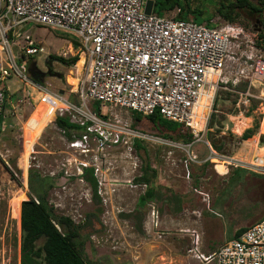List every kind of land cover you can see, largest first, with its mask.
Instances as JSON below:
<instances>
[{"label": "rangeland", "instance_id": "obj_1", "mask_svg": "<svg viewBox=\"0 0 264 264\" xmlns=\"http://www.w3.org/2000/svg\"><path fill=\"white\" fill-rule=\"evenodd\" d=\"M190 1L203 9V14L197 17L199 20L211 17L210 23L220 27L229 23L216 14L217 0ZM177 14L178 10L174 9L162 17L175 18ZM259 22L258 16L243 14L229 24L242 27L246 35L253 37L251 31L261 29ZM25 26V32L44 47L43 53L26 59L27 66L35 63L38 69L46 71V63L51 62L52 71L62 77H45L44 86L51 91H62L70 104L80 106L82 100L75 93L74 86L78 80L84 79L87 64L82 67L83 51L78 40L70 33L34 23ZM19 47L20 44L17 48L12 47L13 53ZM75 56L74 65L69 66L60 60L68 61ZM236 65L234 62L233 66ZM68 76L73 79L72 86L67 83ZM223 77L231 78L232 74L224 71ZM211 93L213 96L212 87ZM252 93L259 94L257 91ZM21 98L17 93H9L4 116L10 124L18 123L14 131L24 137V146L30 144L32 138L35 141L24 164L25 173L16 170L9 162V167L5 166L6 171L0 174V264H19V206L27 197L39 198L36 185L40 181H44L45 200L53 212L69 217L79 225L85 257L90 264H115L136 256L159 259L166 252L163 248L166 242H173L183 257L191 259L188 249L196 246L191 243L190 233L198 241L205 240L206 244L217 247L232 240L238 229L264 217V165L247 163L254 162L246 158L247 152L253 151V140L262 144L264 121L247 139H241L247 128L238 133L234 121V118L248 114L251 119L249 127H252L261 121L264 113L260 104L251 110L253 104L249 101L245 105V99L239 95H215L206 113L205 101H199L193 125L201 129L205 114L206 120L198 135L201 141L193 145L169 140L148 120H135L126 109L102 105L103 119L116 125H127L136 133L135 139L140 141L142 148L137 149L134 143L132 154L126 153L122 147L101 153L91 145L92 151L85 155L69 148L70 140L55 126L51 116L53 110L40 102V95L36 94L30 105L26 102L17 105ZM93 103L86 99L82 109L92 112ZM209 121L212 124L208 130ZM209 132L217 139V150L207 140ZM221 137L225 138L224 141ZM22 157L18 161L21 169ZM95 157L101 167L96 177L93 175L97 181V197L89 182L77 175V168L81 167L79 163L92 165ZM144 161L156 171L155 186L161 200L139 209L138 198L145 188L136 179L141 176ZM235 169H246L247 172H235ZM29 179L32 188H29ZM152 207L159 216L156 229L150 228L155 222L150 224L148 218ZM177 207L179 211H174ZM140 217L141 228L138 229ZM192 225L196 231L187 230Z\"/></svg>", "mask_w": 264, "mask_h": 264}, {"label": "built area", "instance_id": "obj_2", "mask_svg": "<svg viewBox=\"0 0 264 264\" xmlns=\"http://www.w3.org/2000/svg\"><path fill=\"white\" fill-rule=\"evenodd\" d=\"M144 3V0H0V132L7 89L1 84L12 78L21 85L22 98L17 105L25 102L30 105L39 94L40 102L53 110V118L67 117L81 128L80 133L72 134L68 146L85 155L92 151L91 145L101 153L122 147L132 154L137 137L127 125H116L82 109L86 99L143 117L157 113L164 120L190 129L195 137L193 143L201 141L198 135L205 127L204 123L198 129L193 121L206 87L213 89L211 102L218 90L233 92L244 99L262 100V95L250 91L264 89V50L257 46V42L264 43L260 31H251L253 37H249L242 27L229 23L209 27L204 23L163 18L152 12L146 14ZM28 23L70 33L78 40L83 51L82 67L87 64L85 77L78 80L75 89L82 100L80 106L70 104L62 93L51 91L31 78L26 59L43 53L44 47L25 32ZM19 44L13 53L12 47ZM224 71L232 77L222 78ZM209 76L215 80H209ZM241 82L248 84L245 92L234 90ZM79 164L77 175L82 177L86 169L92 170L95 177L101 171L97 157L92 165ZM148 218L150 224L155 222L150 228L156 229L158 211L152 207ZM188 253L200 264H264V218L209 255H203L197 247L189 248Z\"/></svg>", "mask_w": 264, "mask_h": 264}, {"label": "trees", "instance_id": "obj_3", "mask_svg": "<svg viewBox=\"0 0 264 264\" xmlns=\"http://www.w3.org/2000/svg\"><path fill=\"white\" fill-rule=\"evenodd\" d=\"M153 1L152 13L162 17L164 13L170 12L174 9L178 10L176 20L193 21L197 24H206L209 27H216L215 24L210 23L211 17L199 20L197 17L203 14V9L197 5H193L190 0H151ZM217 0L215 5L216 14L224 21L233 23L240 19L243 14L258 16L261 24V32L259 37L263 38L264 31V0ZM263 25V26H262ZM263 27V28H262ZM77 46V44H75ZM257 46H261L264 50V45L257 42ZM67 65H74L77 57H73L68 61L60 59ZM67 83L72 86V77H66ZM78 84V82H77ZM77 84L74 86L76 88ZM247 82H241L234 90L245 92L247 89ZM232 88V87H230ZM225 95L232 96L238 95L230 91L218 90L216 96ZM264 95V92H263ZM207 103V97L203 94L200 101ZM250 103L253 104L251 110H254L259 101L250 98ZM93 112L101 117V104L98 102L93 103ZM135 120L145 118L153 126H155L162 135L166 136L171 141H180L184 144H191L195 138L190 129L185 128L183 125L162 119L157 113L143 117L141 114L131 112ZM247 116H249L247 114ZM53 123L55 126L63 131L65 137L69 140L72 134L81 132V128L69 122L67 117L54 116ZM212 124V123H211ZM210 121L208 123V130L211 128ZM258 130V126L247 129L241 135V139H247L254 135ZM224 141V137L220 138ZM207 140L210 146L217 150V139H215L212 132L207 133ZM139 140H135V147L141 149ZM251 142V141H250ZM253 151L247 152V159L255 161L260 165H264V135L261 136V143L257 144L256 140L252 141ZM245 145V144H244ZM256 158V159H254ZM141 176L136 179L137 183L146 185L143 194L138 198V208H143L146 204L161 200V194L155 186L156 171L152 169L147 162L144 161L141 167ZM246 173V169H235ZM234 172V174H236ZM233 176V175H232ZM83 177L89 182L91 189L94 191V196L97 197V182L92 175V170L86 169ZM29 188H32V183L29 179ZM36 191L39 198L27 197L20 203V247H19V264H90L87 261L84 253V243L82 235L80 234L79 225L75 224L69 217L57 215L53 212L52 208L47 204L46 189L44 181H40L36 185ZM35 200L38 202L36 203ZM178 202V201H177ZM174 211H179L177 207ZM138 229L141 228V217L137 224ZM245 228L238 229L234 237L239 236Z\"/></svg>", "mask_w": 264, "mask_h": 264}, {"label": "crops", "instance_id": "obj_4", "mask_svg": "<svg viewBox=\"0 0 264 264\" xmlns=\"http://www.w3.org/2000/svg\"><path fill=\"white\" fill-rule=\"evenodd\" d=\"M31 64H32V66L29 67V74H30V70L31 69L41 71L40 69H38L36 67L35 63H31ZM37 82L40 83V84H44L43 80H39ZM1 85L2 86H7V89H6V102H7L8 98H9V93L10 92L11 93L12 92L13 93H17L20 96L22 94L21 91H20L21 85L16 79L12 78L8 82L3 83ZM250 91L251 92L252 91H257V93H259L260 95L263 96L262 100L255 99V98L254 99L259 101L258 104H260V106L264 110V95H263L264 89L260 90V89H256V88H251ZM58 92L63 94L62 91H58ZM237 92H239V91H237ZM249 99L250 98L245 99V105H248V103L250 101ZM34 101H35V99H34ZM209 106H210V104H209ZM4 107H5V105H4ZM92 111H93V109H92ZM262 121H264V113L262 114L261 121H258L255 125H257L258 128H259V125H260V123ZM1 122L3 124V130L0 132V174L3 171H6V169H5L6 167L5 166L9 167V162L12 163L13 167L16 170H19V171L21 170V173L23 174V173H25L24 172V166H25L24 165L25 164L24 157H22V159H21V162H23L22 163L23 164L22 165V167H23L22 169L19 168V163H18L19 158H21V156L23 155V139H22V135L19 136L14 131L15 126L18 123L16 122V123H13V124L11 123L10 124L8 120L6 121V117L4 116V114H3V117L1 119ZM252 127H254V125ZM252 127L248 126L246 128L250 129ZM247 129H245L244 131H246ZM195 143L192 142V145L195 144ZM9 154H10V156H9ZM253 162H255V161H253ZM255 163H257V162H255ZM258 165H260V164H258ZM260 166H262V165H260ZM19 220H20V215H19ZM189 227H191V228H188L187 229L188 231H191V232L193 230L196 231L195 230V228H196L195 225H192V226H189ZM247 227H245V228H247ZM189 237H190L191 243L194 244L203 255L211 254L212 252L216 251L220 247V245H222V244H219L217 247H215L216 245H214V244H212V245H210L208 243L206 244L205 240L204 241L201 240V242H200V241H198L199 239L197 237L195 238V236H193L191 233H190ZM208 245H210V246H208ZM163 248L164 249L166 248V250H165L166 252L163 253L162 256H160L159 259H157V257H152V258H156V259L155 260H149V259H146L144 257H137L136 256L132 260H128V261L122 260V261H118V262L116 261L117 263H115V264H200V263H195V261L192 260V259H186L185 257H183L181 255L180 251H178V249L174 246L173 242L164 243ZM146 253H147V250H145L143 255L145 256Z\"/></svg>", "mask_w": 264, "mask_h": 264}, {"label": "bare ground", "instance_id": "obj_5", "mask_svg": "<svg viewBox=\"0 0 264 264\" xmlns=\"http://www.w3.org/2000/svg\"><path fill=\"white\" fill-rule=\"evenodd\" d=\"M209 80L213 81L215 80V77L214 76H209ZM203 94L206 95L207 97V103H206V107H205V112L207 113L208 112V109H209V104H210V99H211V96H212V93H211V87L209 88L208 91L204 92ZM202 94V95H203ZM39 95V94H38ZM212 100V99H211ZM200 101V99H199ZM199 103V102H198ZM38 105V104H37ZM52 116V115H51ZM239 116V115H238ZM241 116V115H240ZM236 117V116H235ZM205 119H206V114H205V118H204V121L202 123V126L204 125V122H205ZM234 121H235V128L237 129V132L238 133H241L243 129H245L246 127L249 126V124L251 123V119L249 118V116H241V117H237V118H234ZM233 122V120H232ZM201 126V128H202ZM236 132V133H237ZM239 135V134H238ZM23 139V157H24V160L26 162V159H27V156L30 152V148L33 144V142L35 141L34 138H32V141L30 142V144H28L27 146H24V137H22ZM27 150V151H26ZM237 159V157H236ZM239 160V159H237ZM239 161H243V162H247V161H244V160H239ZM238 162V161H237ZM247 163H251V164H255V165H258V163H252V162H247ZM260 166V165H259Z\"/></svg>", "mask_w": 264, "mask_h": 264}, {"label": "water", "instance_id": "obj_6", "mask_svg": "<svg viewBox=\"0 0 264 264\" xmlns=\"http://www.w3.org/2000/svg\"><path fill=\"white\" fill-rule=\"evenodd\" d=\"M152 9H153V1L146 0L145 1V6H144V12L146 14H150L152 12ZM259 31H260V29H254V32H259ZM49 65H51V63ZM38 75H40L41 80L44 79L45 76L55 77V78H61L62 77L61 74H58L56 72H52V70L50 68L47 70L46 73H44L42 71L34 70V69L30 70V76L35 81H39L40 80V79H38Z\"/></svg>", "mask_w": 264, "mask_h": 264}, {"label": "flooded vegetation", "instance_id": "obj_7", "mask_svg": "<svg viewBox=\"0 0 264 264\" xmlns=\"http://www.w3.org/2000/svg\"><path fill=\"white\" fill-rule=\"evenodd\" d=\"M51 62H47L46 63V71H42V72H44V73H46L47 72V70L50 68L51 70H53L52 69V63H51V65H49ZM53 72V71H52ZM45 77H48V76H45ZM38 79H40L41 80V78H40V75H38ZM43 80V79H42Z\"/></svg>", "mask_w": 264, "mask_h": 264}]
</instances>
